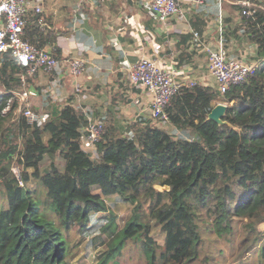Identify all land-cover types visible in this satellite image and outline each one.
<instances>
[{
	"label": "trees",
	"instance_id": "trees-1",
	"mask_svg": "<svg viewBox=\"0 0 264 264\" xmlns=\"http://www.w3.org/2000/svg\"><path fill=\"white\" fill-rule=\"evenodd\" d=\"M35 16L23 38L40 48L42 19ZM247 18L259 27L255 69L243 83L224 93L183 85L165 108V125L151 117L104 125L94 155L82 146L86 120L70 105L46 107L42 125L27 124L20 96L30 77L2 53L0 264H69L102 220L87 243L105 245L95 264H120L128 246L138 264H211L214 253L201 258L203 233L236 242L235 259L255 246L254 264H264V14L256 9ZM217 103L226 104L228 125L210 131L207 115ZM110 197L132 207L122 228Z\"/></svg>",
	"mask_w": 264,
	"mask_h": 264
},
{
	"label": "crops",
	"instance_id": "crops-1",
	"mask_svg": "<svg viewBox=\"0 0 264 264\" xmlns=\"http://www.w3.org/2000/svg\"><path fill=\"white\" fill-rule=\"evenodd\" d=\"M41 1L42 34L37 43L43 50L58 53V65L51 73L39 71L30 77L21 103L45 116L46 107L70 105L86 121L100 120L106 126L122 128L150 119L151 95L128 78L130 67L141 56L156 59L183 84L208 87L216 85L208 72L206 46L216 48L220 41L229 57L246 63L256 59L259 26L248 23L235 0H180L179 13L164 24L148 0ZM255 5L264 14V0H255ZM35 15L31 7L27 27ZM74 57L84 60V70L70 77L67 67Z\"/></svg>",
	"mask_w": 264,
	"mask_h": 264
},
{
	"label": "built area",
	"instance_id": "built-area-1",
	"mask_svg": "<svg viewBox=\"0 0 264 264\" xmlns=\"http://www.w3.org/2000/svg\"><path fill=\"white\" fill-rule=\"evenodd\" d=\"M235 2L240 6L241 15L244 17H250L257 9L255 0H235ZM179 3L180 0H148L150 9L162 24L166 23L170 16L179 13ZM31 7L34 14H39L42 11V1L0 0V55L9 51L17 64L24 68L25 76L28 77L35 76L39 71L51 73L58 65V60L52 51L38 48L23 38L28 11ZM193 35L198 38L196 32H193ZM205 51L208 55V72L221 93L231 86L243 83L254 72V62L246 63L242 59L229 57L224 44L220 41L216 48L206 46ZM84 64L82 58H72L68 62V75L70 77L80 75L84 70ZM128 78L132 85L148 91L152 97L150 116L159 121L161 125H165L168 120L165 112L166 106L176 91L186 84L178 81L173 71L162 68L156 59L145 56L139 57L130 67ZM195 84L194 82L187 83L189 86ZM25 96L26 93H23L20 99L23 100ZM20 109L29 125L40 126L46 119L45 115L34 108L21 107ZM86 123L82 146L94 155L104 124L100 120L90 118ZM17 169L12 168L13 173L20 179L21 171Z\"/></svg>",
	"mask_w": 264,
	"mask_h": 264
},
{
	"label": "rangeland",
	"instance_id": "rangeland-1",
	"mask_svg": "<svg viewBox=\"0 0 264 264\" xmlns=\"http://www.w3.org/2000/svg\"><path fill=\"white\" fill-rule=\"evenodd\" d=\"M210 128L214 129L216 127V124L212 123ZM227 129V128H226ZM227 135L228 138L232 137V134L227 129ZM15 170L18 168L20 171L21 169L18 166L13 167ZM17 169V170H18ZM33 187V186H32ZM107 205L109 206L111 212L115 215L114 216V222L122 228L124 224L126 223L127 219L129 218L131 214V205L129 204H123L120 201L117 200L115 197H110L106 199ZM108 215V213L103 214H97L95 215L96 220L99 219L100 216ZM105 222L102 220L100 222H97V225H94V232L92 231V234L82 242L79 247L74 248L72 254L68 257L67 261L69 264H95L97 259V250H101L105 248V245L97 246L98 248H94L93 246L87 244L89 238L97 232L100 225H103ZM262 234L264 235V228H261ZM104 237L106 236V233H103ZM153 236L155 240H157L159 243H162L163 237L162 234L158 233L157 230L153 232ZM203 256L207 257V255L211 256L213 253L215 254V261L210 262L211 264H254L256 261V250L255 246L251 248L249 251H245L244 258H238L235 259L234 255L236 253V242L231 245H227L225 242V237L220 238L216 235L210 236L209 233H203ZM77 239H74L73 243L76 245ZM96 243H100L99 239L96 241ZM75 247V246H74ZM219 248H221L222 253L219 255ZM235 251V252H234ZM133 256V257H130ZM137 254H135V249L133 246H128L124 249V256L122 259L119 260L120 264H138L137 261ZM210 260V257L208 258Z\"/></svg>",
	"mask_w": 264,
	"mask_h": 264
},
{
	"label": "water",
	"instance_id": "water-1",
	"mask_svg": "<svg viewBox=\"0 0 264 264\" xmlns=\"http://www.w3.org/2000/svg\"><path fill=\"white\" fill-rule=\"evenodd\" d=\"M227 109L226 104L217 103L208 113L207 120L215 123L217 126L219 125H228L224 120L223 116ZM167 189V187L165 188Z\"/></svg>",
	"mask_w": 264,
	"mask_h": 264
}]
</instances>
